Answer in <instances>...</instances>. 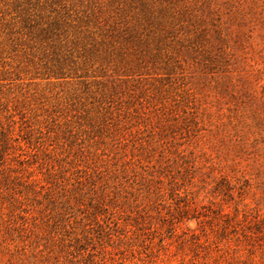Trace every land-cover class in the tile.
Segmentation results:
<instances>
[{"label":"rangeland","instance_id":"rangeland-1","mask_svg":"<svg viewBox=\"0 0 264 264\" xmlns=\"http://www.w3.org/2000/svg\"><path fill=\"white\" fill-rule=\"evenodd\" d=\"M0 264H264V0H0Z\"/></svg>","mask_w":264,"mask_h":264}]
</instances>
